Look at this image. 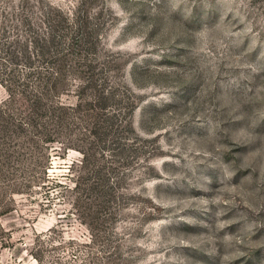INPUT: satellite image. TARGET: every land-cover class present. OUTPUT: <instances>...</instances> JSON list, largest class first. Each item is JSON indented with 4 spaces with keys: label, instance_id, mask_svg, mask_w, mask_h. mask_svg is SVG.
Segmentation results:
<instances>
[{
    "label": "rangeland",
    "instance_id": "obj_1",
    "mask_svg": "<svg viewBox=\"0 0 264 264\" xmlns=\"http://www.w3.org/2000/svg\"><path fill=\"white\" fill-rule=\"evenodd\" d=\"M29 69L80 107L0 136V264H264V0H0L14 119Z\"/></svg>",
    "mask_w": 264,
    "mask_h": 264
},
{
    "label": "trees",
    "instance_id": "obj_2",
    "mask_svg": "<svg viewBox=\"0 0 264 264\" xmlns=\"http://www.w3.org/2000/svg\"><path fill=\"white\" fill-rule=\"evenodd\" d=\"M54 42L53 36L47 40V42ZM24 59L30 63L31 56L29 52L24 51ZM15 55H12V58H15ZM65 57L60 56L57 60H63ZM28 76H32L34 73L37 75V80L41 82L45 87L42 86V92L38 91L29 95L26 89H23L19 93V102L17 105L21 109L20 116L18 118H13L9 110L13 108L14 104H0V136L3 140H8L9 137H15L18 141V147L21 149H27L32 154H37L39 150L47 149V145L50 143H55L58 140L54 139L52 131L49 129V121L54 120L57 128L60 127V124L64 122L65 116L61 111L70 110L76 111L79 109L80 104L75 106L63 105L58 101L49 102V92L54 93V96H59L58 94L65 87V71L62 69H57L56 73H48L44 75L41 72H32L28 70ZM9 94L13 95L12 87H9ZM13 103H16L12 100ZM6 108L8 110L6 111ZM4 134V135H3ZM7 142V141H5ZM5 145L8 146V143ZM9 156V152L6 151ZM18 162L22 164L23 154L18 153ZM4 169H0L1 174L4 175ZM21 172L22 167L19 166L16 169ZM47 170L46 167H43L42 171ZM3 171V172H2ZM32 177V176H30Z\"/></svg>",
    "mask_w": 264,
    "mask_h": 264
}]
</instances>
